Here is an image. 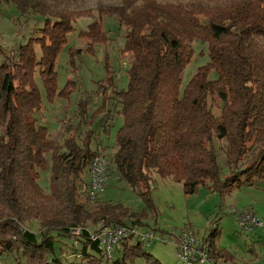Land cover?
Returning <instances> with one entry per match:
<instances>
[{
    "label": "trees",
    "instance_id": "1",
    "mask_svg": "<svg viewBox=\"0 0 264 264\" xmlns=\"http://www.w3.org/2000/svg\"><path fill=\"white\" fill-rule=\"evenodd\" d=\"M70 1L0 0V7L12 4L22 17L44 18L35 30L39 35L16 50L17 60L12 55L0 65V255H17L21 263L65 264V253L57 257L55 244L61 237L76 239V229L83 246L73 243L72 250L85 260L95 251L100 261L105 255L86 224L146 218L121 204L96 206L82 191L84 175L100 153L93 146L96 115L85 119L88 102H80L79 127L86 129L76 138H50L47 126L38 123L43 97L37 76L50 101L68 97L74 88L68 82L59 91L55 69L77 18L86 13L63 9ZM101 10L125 29V52L133 56L126 89L113 92L114 111L123 117L112 157L120 178L146 187L147 201L154 172L181 183L187 196L202 187L224 194L263 181L264 0H123ZM81 35L90 38L91 51L106 34L96 21ZM194 41L207 47L209 59L181 89ZM0 54H5L1 45ZM48 156L50 194L39 183ZM28 220L40 223L39 233L23 229ZM219 235L216 226L204 240L210 260L234 262L217 246ZM121 246L122 257L111 264H136L135 259L162 264L139 243Z\"/></svg>",
    "mask_w": 264,
    "mask_h": 264
},
{
    "label": "rangeland",
    "instance_id": "2",
    "mask_svg": "<svg viewBox=\"0 0 264 264\" xmlns=\"http://www.w3.org/2000/svg\"><path fill=\"white\" fill-rule=\"evenodd\" d=\"M122 2L123 0H71L63 7L67 11L87 13L77 18L76 30L69 34L68 41L56 61L59 91L64 90L68 82L73 83V91L68 97L56 96L54 100H48L38 76L36 78L43 97V106L36 117L39 125L47 126L50 138L64 142L66 138H76L84 133L86 128L79 127L81 117L78 109L82 100L88 102L85 119L89 120L93 114L96 115L93 121L96 120L94 129L98 135V142H95L93 146L98 148L100 153L95 159L102 156L111 163L116 152L115 134L123 124V117L114 111L118 102L113 92L126 89L129 80L128 70L133 63V56L125 52V29L119 26L113 16L103 14L101 8L116 7ZM96 21L100 22L106 34L105 40L95 42L89 51L91 40L82 36L81 31H87L88 27ZM43 25L44 18L41 16L30 14L22 17L14 5L7 3L1 5L0 45L4 48L5 54H0V65L6 61L9 62L10 56L14 55L20 46L27 44L29 39L37 37L39 34L35 33V30L42 28ZM193 48L195 55L184 70L181 89L185 87L197 69L209 59L207 47L202 42L194 41ZM36 50L40 56V49L37 47ZM13 59L17 60L15 55ZM107 79L112 80L113 86H109L111 84L107 83ZM220 145L222 143L217 146L220 147ZM220 161L223 162L222 154ZM112 166L107 188L93 204L98 206L100 203L111 202L121 204L132 212H144L145 219L134 215L133 219L123 220V224L138 225L142 228L150 227L149 229L156 231L157 239L150 245L134 240L133 237L128 240L131 244L139 243L162 264H183L179 244L182 234L188 233L196 240L204 242L216 226L220 230L217 246L233 255L236 263L264 264V180L257 187L234 189L224 194L202 187L196 194L187 196L181 183L174 181L171 177L162 178L154 172L149 185L151 194L147 201L143 197L147 192L146 187L130 186L120 178L121 175L113 163ZM51 168L52 163L48 156L47 168L40 171L39 180L41 187L48 194L51 193ZM87 175H84L86 180ZM244 211L254 214L258 211L263 226L253 232L241 231L233 216H236L237 212ZM86 225L93 237L100 227L108 224ZM23 229L35 233L41 230L37 220H28L24 223ZM72 236L76 239L61 237L55 244V255L62 257L63 250L65 264H109L110 261L105 256L100 261L96 260L100 258V254L92 250H90L92 257L89 260L81 257V252H78L75 247L72 250L73 243H76L79 248L83 246L81 240H78L82 239L81 233L72 234ZM261 237L262 240H260ZM122 251L121 245L115 249V260L122 257ZM2 256L0 255V264H27L25 259L22 263L18 261L17 255ZM135 262L148 264L143 259H135ZM201 264L215 263L209 258V261Z\"/></svg>",
    "mask_w": 264,
    "mask_h": 264
},
{
    "label": "built area",
    "instance_id": "3",
    "mask_svg": "<svg viewBox=\"0 0 264 264\" xmlns=\"http://www.w3.org/2000/svg\"><path fill=\"white\" fill-rule=\"evenodd\" d=\"M113 163V162H112ZM112 163L106 157H97L90 166L88 171V178L82 184V191L86 193L88 199L94 203L98 200L100 195L105 191L112 172ZM235 220L241 230L250 231L253 228L262 227L263 224L254 213L250 211L237 212ZM150 227L142 228L138 225L129 224H108L100 227L94 233L92 240L97 242L99 250H101L105 257L112 262L114 259L115 249L121 245L122 242L129 241L131 237L134 240L150 245L157 239V233ZM81 230L76 229L72 234H80ZM179 239L181 247V258L183 264H201L209 261L207 254V246L204 242L196 240L190 234L184 233Z\"/></svg>",
    "mask_w": 264,
    "mask_h": 264
},
{
    "label": "crops",
    "instance_id": "4",
    "mask_svg": "<svg viewBox=\"0 0 264 264\" xmlns=\"http://www.w3.org/2000/svg\"><path fill=\"white\" fill-rule=\"evenodd\" d=\"M260 183V182H259ZM254 187H257V186H254ZM244 188H252V187H244ZM253 209H254V207L253 206H251ZM244 209V208H243ZM246 209V208H245ZM255 210V209H254ZM256 213V215L259 217V215H258V211H255ZM234 217V216H233ZM260 218V217H259ZM234 219H235V217H234ZM236 221V220H235ZM237 223V222H236ZM258 228H256V229H254V230H251V231H248V230H241V231H245V232H253V231H255V230H257ZM260 240H262V237H261V239ZM212 262V261H211ZM213 263H215V262H213ZM229 263V262H228ZM228 263H225V264H228ZM231 263H233V264H238V263H236V260L234 261V262H231ZM215 264H217V263H215Z\"/></svg>",
    "mask_w": 264,
    "mask_h": 264
}]
</instances>
